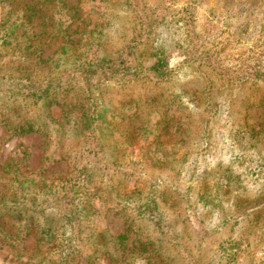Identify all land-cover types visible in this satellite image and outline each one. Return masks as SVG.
Wrapping results in <instances>:
<instances>
[{
	"label": "trees",
	"instance_id": "1",
	"mask_svg": "<svg viewBox=\"0 0 264 264\" xmlns=\"http://www.w3.org/2000/svg\"><path fill=\"white\" fill-rule=\"evenodd\" d=\"M87 1H8L9 5L0 1V128L5 129L7 141L30 133L42 135L45 150L54 148L49 159L68 163L67 173L57 181L56 177H34L23 170L21 159L0 162V242L16 246L35 234L39 244L63 251L72 242L78 246L77 257L89 263L108 256L122 258L124 264H135L140 257L145 264H156L153 260L166 254L162 242L181 238L172 230L174 218L162 210V194L172 201L174 195L165 191L178 190L177 180L171 182L168 172L175 168L179 153L172 154L168 147L161 155L160 149L167 146L156 145L152 154L160 160L152 167L159 174L154 172L152 177L145 158L128 157V140L138 141L146 134V109L141 106L152 96L136 98L128 92L138 82L157 83L168 76L159 47L160 26L166 19L155 10L150 13L147 2L100 0L89 7ZM42 3L50 7L42 10L38 6ZM118 13H131L133 24L124 35L128 39L113 51L109 39ZM49 41L57 47L46 55ZM55 105L62 109L59 119L51 112ZM182 127L181 137L189 135L190 125ZM188 153L187 149L184 156ZM131 168L138 174L136 185L124 194L125 182L135 174ZM96 201L105 212H121L130 225L141 219L153 222L158 237L138 226L143 236L139 255L127 249V233L104 229L81 239L80 234L101 213ZM92 240L91 251L86 250ZM74 255L68 251L58 263L67 264ZM36 264L56 263L43 253Z\"/></svg>",
	"mask_w": 264,
	"mask_h": 264
},
{
	"label": "rangeland",
	"instance_id": "2",
	"mask_svg": "<svg viewBox=\"0 0 264 264\" xmlns=\"http://www.w3.org/2000/svg\"><path fill=\"white\" fill-rule=\"evenodd\" d=\"M0 1L9 5L8 1L28 0ZM78 1L69 0L70 4ZM99 1L88 0L87 5L91 7ZM133 2H147L150 13L155 10L156 15L166 19L160 26L159 47L164 53L168 76L157 83L145 80L130 87L128 93L136 98L141 94L152 96H146L145 102L147 97L150 99L141 106L146 109V134L140 136L144 137L142 140H128V157L133 161L145 158L148 175L152 177L155 172L152 164L160 160L152 154L156 145L167 146L160 149L161 155L168 147L172 154L179 153L173 163L175 168L168 172L171 182L177 180L178 190H171L173 194L165 191L170 197L174 195L172 201L162 194L165 200L162 210L174 218L172 230L181 238L165 239L162 242L165 256L153 261L264 264V0ZM38 6L46 10L50 4ZM115 17L109 39L113 51L128 39L124 35L133 24L131 13H118ZM49 42L46 55L57 47L54 41ZM51 112L57 119L62 116L58 105ZM126 122L120 123L119 130ZM186 123L191 127L190 134L181 137L182 125ZM201 123H205L203 128ZM5 135V129L0 128V162L21 159L23 170L28 169L36 178L63 179L68 163L49 159L54 148L45 150L42 135L30 133L9 141ZM187 149L189 153L184 156ZM130 170L135 174L125 182L128 190L124 194L136 185L138 174ZM119 183L117 176L116 185ZM142 185L140 182L138 187ZM96 205L101 208L100 201ZM100 212L93 225L80 234L81 239L87 233L98 234L104 229L114 234L127 233V249L130 247L133 255L140 252L139 238L143 237L136 230L138 226L150 232L151 237H158L154 233L155 224L149 220L141 219L137 225H130L131 220L115 209L105 212L101 208ZM93 240L84 247L86 250L91 251ZM69 245L70 249L65 251L45 247L38 243L35 234H29L16 246L0 242V264H36L43 253L59 264L68 251L75 253V259L67 264H124L122 258L108 256H101L95 263L83 261L74 252L78 246L73 247L72 242ZM134 261L145 264L141 257Z\"/></svg>",
	"mask_w": 264,
	"mask_h": 264
}]
</instances>
